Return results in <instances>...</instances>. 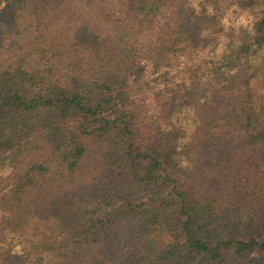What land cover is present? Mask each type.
<instances>
[{"label": "trees", "instance_id": "trees-1", "mask_svg": "<svg viewBox=\"0 0 264 264\" xmlns=\"http://www.w3.org/2000/svg\"><path fill=\"white\" fill-rule=\"evenodd\" d=\"M222 4L0 0V264H264V3Z\"/></svg>", "mask_w": 264, "mask_h": 264}, {"label": "rangeland", "instance_id": "rangeland-1", "mask_svg": "<svg viewBox=\"0 0 264 264\" xmlns=\"http://www.w3.org/2000/svg\"><path fill=\"white\" fill-rule=\"evenodd\" d=\"M263 3H264V0H223L222 15H223V19H224L225 28L227 30V35L232 34L229 36V38L231 36H233V32H239L240 28L246 27L248 25L250 27V25L254 19L253 14H254L255 10L258 11L259 8H261ZM234 27H236V28L233 29ZM224 40H228L227 37ZM223 42H225V41H223ZM223 50L222 51L219 50L218 54L222 55ZM201 56H202V58H201V62L199 65L200 66L202 65L201 66L202 67L201 72L203 73L204 70H207V65L209 66L210 61H209V56H208L206 50L202 51ZM197 76L199 78L203 77L200 73L197 74ZM263 81H264V73L260 74V72H259L258 77L254 81V86L258 87V88H264L262 86ZM152 84L155 85L154 83H152ZM152 92H155V89H153ZM150 95H152V93H149V96ZM148 102L150 104L152 103L151 100Z\"/></svg>", "mask_w": 264, "mask_h": 264}]
</instances>
